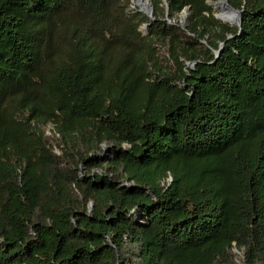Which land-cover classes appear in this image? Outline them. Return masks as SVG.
Returning <instances> with one entry per match:
<instances>
[{
    "label": "trees",
    "instance_id": "16d2710c",
    "mask_svg": "<svg viewBox=\"0 0 264 264\" xmlns=\"http://www.w3.org/2000/svg\"><path fill=\"white\" fill-rule=\"evenodd\" d=\"M208 1L142 34L119 0H0V264H264V0Z\"/></svg>",
    "mask_w": 264,
    "mask_h": 264
},
{
    "label": "rangeland",
    "instance_id": "374dc122",
    "mask_svg": "<svg viewBox=\"0 0 264 264\" xmlns=\"http://www.w3.org/2000/svg\"><path fill=\"white\" fill-rule=\"evenodd\" d=\"M120 1V3L122 4V5H124V3H125V5H126V8H125V11L127 12V14L128 15H132L133 13H137L138 14V16L139 17H141V20L142 21H139V26H138V29L140 30V32L142 33V34H145L146 32H147V27L145 28L144 27V23L145 22H147V21H149V19H148V17L145 15V14H143V13H141V12H139V11H137L133 6H132V4L130 3L131 1H129V0H119ZM162 1V0H161ZM217 1H219V0H214V1H208V3L209 4H211V6H212V9H213V15H217L218 14V12H219V10H220V7H217V6H213L214 5V3L215 2H217ZM225 2H227V0H224ZM228 3V2H227ZM162 4L164 5V3L162 2ZM150 5H151V7H152V14H153V17H154V6H153V4H152V0H150ZM161 6V5H160ZM237 10V9H236ZM186 15H187V11L184 9L180 14H177V15H175L174 16V19L172 20V19H169L168 17H163L162 19H165V21L166 22H168V23H172L173 21H175L177 24H179V25H181L183 28H184V26H185V17H186ZM216 18V17H215ZM218 19V18H217ZM218 20H220V19H218ZM221 22H223V23H226V24H228L229 26H232V27H237L238 26V22L236 21L235 22V24H230L229 22H226V21H222V20H220ZM234 25V26H233ZM204 42V41H203ZM190 65H191V62H189V61H187L186 62V66L187 67H190ZM106 146H104V148H105ZM109 151V150H108ZM108 151H106L105 153L106 154H108ZM82 174H85V169H82V173H81V175ZM234 251H236V250H234ZM237 253H239L238 251H236Z\"/></svg>",
    "mask_w": 264,
    "mask_h": 264
},
{
    "label": "bare ground",
    "instance_id": "6f19581e",
    "mask_svg": "<svg viewBox=\"0 0 264 264\" xmlns=\"http://www.w3.org/2000/svg\"><path fill=\"white\" fill-rule=\"evenodd\" d=\"M131 4L137 11L144 13L148 16V6H150V0H130ZM224 1H218L216 6L220 7L218 15L221 17V20L229 22L230 24H235L237 21L234 13L228 9L227 6H224ZM234 26V25H233Z\"/></svg>",
    "mask_w": 264,
    "mask_h": 264
},
{
    "label": "water",
    "instance_id": "95a60500",
    "mask_svg": "<svg viewBox=\"0 0 264 264\" xmlns=\"http://www.w3.org/2000/svg\"><path fill=\"white\" fill-rule=\"evenodd\" d=\"M219 1H221V0H219ZM223 1H224V0H223ZM162 2L164 3V9H165V11H167V2H166V0H162ZM217 2H218V1H217ZM217 2H215L213 6H216ZM223 5H224V6H227L228 9L234 13V15H235V17H236V19H237V22H238V26H239V25H240V10H236L235 8H233L232 6H230V5H229L227 2H225V1H224V4H223ZM211 7H212V6H211ZM147 17H148L149 21L146 22V23H144V27H145V28L148 27V26L151 24V21H152V20H154V17H153V14H152V7H151V5L148 6V16H147ZM214 17H216V18H218V19L221 20V17H220L218 14H217V15H214ZM222 21H223V20H222ZM222 45H223V42H221L220 45H219V48H218L217 50L214 51V55H215V57H217V56L219 55V52H220V50H221V48H222ZM194 64H195L194 61L191 62L190 67H192ZM108 149H109L108 146H106V147L104 148V150H103V155H104V156H105V152L108 151Z\"/></svg>",
    "mask_w": 264,
    "mask_h": 264
},
{
    "label": "built area",
    "instance_id": "2783aa9c",
    "mask_svg": "<svg viewBox=\"0 0 264 264\" xmlns=\"http://www.w3.org/2000/svg\"><path fill=\"white\" fill-rule=\"evenodd\" d=\"M45 134L46 135H53L54 134V131H53V128H52L51 124H47L46 125ZM55 135H57V134H55Z\"/></svg>",
    "mask_w": 264,
    "mask_h": 264
}]
</instances>
